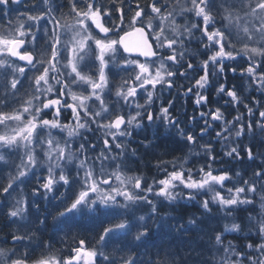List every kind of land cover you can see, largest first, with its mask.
Masks as SVG:
<instances>
[{
	"label": "snow or ice",
	"instance_id": "1",
	"mask_svg": "<svg viewBox=\"0 0 264 264\" xmlns=\"http://www.w3.org/2000/svg\"><path fill=\"white\" fill-rule=\"evenodd\" d=\"M124 2L109 0L111 5H120L113 8L99 4V0H68L69 13H62L58 18L55 13L63 5H57L56 0H31V7L26 11L20 8L29 0H0V12L5 16L13 11L11 5H16L18 12L15 19H8L5 30L0 31V80L7 82L0 87L4 97L0 99V165H7L12 153L19 154L15 171L0 176L3 185L0 203L14 198L17 190L22 192V185L34 180L37 188L33 190L31 207L41 213L34 221L40 232L46 229L48 218L47 207L41 210L35 199L41 195V190L45 201L51 193H57L51 198L58 201L53 218L59 230L71 227L69 222L77 214L83 217L101 213L106 217L102 223L107 224L99 235L98 247L88 248L85 240L80 239L68 256L49 250L33 258L41 247L38 238L33 239L37 232L19 230L28 222L30 206L22 196L15 198L7 215L18 228L11 234V245L0 246V264H143L134 253L139 247L149 245L152 233L148 221L157 223L161 233L165 227L157 203L150 197L163 198L160 206L165 207V201L168 204L178 199L191 201L200 193H211L210 200L201 202L205 213L211 211L210 201L218 203L227 215H232L240 206L250 205L255 211L259 204V214L250 215L247 225L242 227L233 220L224 225L223 232L214 235L211 264H264V160L249 179H243L237 171L236 183L227 187L225 181L232 177L228 171L214 174L212 165L216 157L212 147L202 145L210 161L206 167H200L194 174L191 167H185L187 158L179 165L175 161H158V170L168 163L172 170L163 168L166 175L145 186L142 176L126 173L122 157L127 148L120 139L131 136V129L141 126L138 118L142 116L140 110L144 109L149 123L162 120L166 127L176 128L182 140L195 146L197 137L185 132L171 116V101L168 106H161L155 118L147 110V106L154 103L157 86L171 89L175 83L172 77L177 73L187 78L189 70L203 72L186 90L195 97L194 103L200 108L208 104L204 90L209 84L210 69L212 76L224 74L226 69L236 74L239 57L247 65L240 68V77L247 80L250 88L264 94V0H150L146 7L135 0V8L129 5L134 13L130 19H126ZM113 13L119 15L113 18ZM48 25L53 27L49 29ZM62 29L70 34L68 40L62 41ZM94 30L102 37L94 35ZM41 32L48 38L49 49L38 57L37 46L41 39L38 33ZM109 33L118 34V38H111ZM193 40L200 46L198 52L207 58L198 69L189 60L184 71H180L185 57L190 56L188 49ZM89 41L95 45L97 63H85L92 53ZM92 68H96L95 73H91ZM111 68L127 74L116 87L115 109L110 100ZM25 81L31 93L19 107L6 110L9 99L19 97ZM74 86L83 91L73 90ZM141 90L144 104L137 100ZM217 91L231 98L228 103H242L235 88L226 89L220 84ZM252 103L255 107L243 104L247 123L239 111L232 120H226L219 108L200 111L205 125L200 130L201 137L212 127V122L219 121L221 130L216 132V137L228 142L224 155L242 161L239 138L250 134L254 139L255 129L264 136V105L255 99ZM132 107L135 113L129 111L126 116L123 109ZM68 109L71 120L62 123V110ZM257 111L258 118L253 120ZM49 115L51 119L46 118ZM93 124L104 133L103 150L94 158L88 156L84 143L75 151L72 147L74 138L82 135L81 130L92 131ZM54 129L66 132L67 139H58ZM233 136L237 143L229 147ZM113 145L120 150L116 154H113ZM90 147L95 150V144ZM38 150L43 153L46 173L39 171ZM243 151L248 161L256 160L251 147ZM73 164L75 177L70 167ZM61 187L63 192L59 191ZM177 188L187 189V194L176 191ZM221 189L226 190L227 195L222 194ZM143 205L149 206L148 216L136 217V211ZM188 223L193 225L197 221L192 218ZM225 233H243L249 242L243 247L232 241L226 244ZM33 243L37 247H32ZM43 248L50 249L51 245L45 243ZM109 248L111 253L107 251ZM149 264H161V261L157 259Z\"/></svg>",
	"mask_w": 264,
	"mask_h": 264
},
{
	"label": "trees",
	"instance_id": "2",
	"mask_svg": "<svg viewBox=\"0 0 264 264\" xmlns=\"http://www.w3.org/2000/svg\"><path fill=\"white\" fill-rule=\"evenodd\" d=\"M57 5H63L60 11L55 13L56 16H61V14H68L69 8L67 6L68 0H56ZM141 7H146L150 0H139ZM99 4L105 7H118L120 5H111L109 0H99ZM129 5L135 8V0H125L123 4V10L126 14V19H130L134 14L129 10ZM31 7V0L25 6H21L20 10L26 11ZM13 11L5 16L0 12V31L5 30L8 19L18 15L16 11L17 6L11 5ZM119 13H113V18L118 16ZM107 19V18H106ZM118 22V21H117ZM118 34L111 33V38L116 39ZM199 36V33H197ZM41 39L37 46V56L45 53L49 49L48 38L44 34L40 35ZM200 48L196 40L192 41L191 46L188 51L190 56L185 57L184 66L180 68V71H184L189 60L193 63L194 67L199 68L200 63L206 59V55L200 54L198 49ZM202 51V50H201ZM121 52V51H120ZM122 53V52H121ZM239 60V66L236 74H233L230 70L226 69L224 74L219 76H212L210 69L209 84L207 85V96L208 104L207 106H201L197 108L194 103L195 97L191 93H187V88L191 87L200 75L203 74L202 71H191L189 70V76L185 78L180 76L178 73L176 76L172 77L175 81L171 89L166 86H157V91L153 97L154 103L147 106V110L151 111L154 118L159 115L161 106H168L171 101V107L169 112L171 116L174 117L181 128L185 132H189L197 137L195 146L189 145L185 140H182L177 134V130L174 127H166L162 120H155L154 123H149L147 120V112L141 109L142 116L139 119L141 126L139 128L131 129V136L120 138L126 145L127 151L122 157L125 162V171L128 175L142 176L145 181L148 179L153 183L154 180L163 178L166 173L162 170L167 168L169 171L172 170L171 164H164L161 166V170L157 169L158 161H175L177 165L187 158V164L185 167H191L194 174L196 170L200 167L206 165L210 162L208 156L205 154L202 145L210 144L213 150V155L216 157V161L213 163L214 174L228 171L232 180L225 181L227 187H232L236 183L235 173L240 171L243 179H249L252 177L253 171L257 169V166L261 164L264 160V136H262L258 129H255V138L252 139L251 135H246L239 138L240 150L243 156L242 161L234 160L230 157L224 155L227 150L225 144L227 141L218 140L216 137V132L221 130V124L219 121L212 122V127L208 129L202 137L200 135V130L205 127L204 121L200 118V111L207 112L209 108L213 111L219 108L223 113L226 120H232L237 112L244 114V122H248L247 110L244 109L243 104L248 103L250 106L255 107L252 101L260 100L261 104L264 105V94L260 91L250 88L246 79H242L239 74L240 68L246 67V63L243 60ZM227 64L233 62L226 61ZM92 64V62H90ZM31 75V73H29ZM125 72H120L116 68H111V73L109 74V88L111 89L110 100L113 102L111 104L112 108H116L115 103L116 87L121 83V77L126 76ZM7 84L6 81L0 80V87ZM220 84H224L226 89L235 88L238 95L241 97L242 103L239 105H233L228 103L231 98L224 93H218L217 89ZM58 87V86H57ZM19 88V86H18ZM32 89L29 87L27 81H25L23 88H20L19 97L17 99H9L8 108L6 110H11L14 107H19L23 99L27 98L31 93ZM3 95L0 94V99H3ZM137 100L139 103L144 104V99H142L141 94L138 95ZM123 102H121L122 104ZM264 110V109H262ZM47 111V110H46ZM131 111L135 113V107L131 109L124 108L123 112L127 116L128 112ZM51 119V116L48 117ZM195 118V119H193ZM258 118L257 115L253 117V120ZM63 123H68L71 120V116L61 117ZM92 131L81 130L82 135L74 138L72 142L73 150H77L81 143L85 144L88 156L95 157L101 150H103V130L96 128V125H91ZM53 132L57 135L58 139L61 141L67 139L66 132H60L58 129H54ZM227 135V133H225ZM110 139V138H109ZM237 143L236 138L232 137V143L229 145L235 146ZM95 144V150H92L90 145ZM245 147H251L254 155H256L255 161H248L246 153L243 151ZM120 150L115 149L113 145V154L118 153ZM133 152L135 153L133 155ZM81 158H83L81 156ZM19 163V154L12 153L9 157L7 165H0V176H6L7 172L15 171V165ZM71 167L72 176L75 177V164ZM98 167V165H97ZM111 171V168L109 169ZM41 173H44L42 170ZM82 175V174H81ZM150 176V177H149ZM3 185L0 184V187ZM37 188L35 181L22 185V192L17 190L14 194V198H9L0 203V246L7 243L11 245V234L17 231L18 224H13L7 213L11 205L15 202V198H20L21 196L26 199L29 204V216L28 222L25 227L20 228L22 232L36 231L37 236L33 237L34 240L38 238L41 247L35 252L33 258L41 255L42 252L52 251L56 252L61 256H68L72 254L71 250L78 246V241L80 239L85 240L86 247H98L97 241L99 235L102 233L103 228L107 224H103L102 221L106 219L101 213H96L95 215L85 214L81 217L79 214L75 217L73 221H70L71 227L64 228L62 231L56 227V221L54 216L56 214L54 205L58 203L57 200H52V196L57 193L53 192L49 195L47 201L44 200L41 190V195L35 197L41 210L45 207L48 209V218L46 221V229L40 232L34 223L35 218L38 213L35 208L31 207L33 200V190ZM78 190V189H76ZM59 191L63 192L64 188H59ZM222 194L227 195L226 190L221 189ZM211 193H200L197 194L195 200H186L184 203L173 202L168 204L166 201L165 207L160 206V201L162 198L150 197L157 203L159 209V216L164 218L165 227L161 233L158 224L153 223V221H148L151 226V239L147 248L139 247L136 249L134 254L138 255L143 261V264H149L150 261H156L159 259L161 264H211L210 256L215 252L213 248L214 235L217 232H223L224 225L230 224L233 220L240 223L242 227L248 224V217L256 216L259 214V204L256 205V210H252V206H240L237 208L232 215H227L226 212L220 207L218 203H211V211L205 213L204 209L201 207V202L204 199L210 200ZM71 201H69L70 203ZM247 209V210H245ZM149 213V206L143 205L136 211V217L141 215L147 217ZM195 218L197 223L189 225V219ZM183 225L184 227H180ZM187 229V230H186ZM245 231L247 229L245 228ZM135 235V230H133V236ZM228 241L236 244L238 247H243L247 242H249L243 233H225ZM131 239V237H130ZM50 244V249L43 248V244ZM155 245L153 247L152 245ZM32 247H37L35 243ZM109 253L112 249L107 250Z\"/></svg>",
	"mask_w": 264,
	"mask_h": 264
},
{
	"label": "rangeland",
	"instance_id": "3",
	"mask_svg": "<svg viewBox=\"0 0 264 264\" xmlns=\"http://www.w3.org/2000/svg\"><path fill=\"white\" fill-rule=\"evenodd\" d=\"M182 2H183V0H182ZM65 15H67V14H65ZM58 18H61V16H57ZM69 19H71V16H69L68 17ZM61 22H63V20H61ZM219 21H218V25H219ZM49 29H51L53 26L52 25H48L47 26ZM41 34H43V32H41V33H38V35L40 36ZM169 34V36H171V33H168ZM94 35H96L98 38H99V36L97 35V34H95L94 33ZM61 36H62V41L63 40H68L69 39V37H70V34L69 33H67L65 30H61ZM113 38H115V37H113ZM89 45L91 46V48H92V53H90V55H89V57H87L86 58V61H85V63H87V64H90V62H92V63H97L96 61H95V55H94V52H95V45H94V43H92L91 41H89ZM48 50V49H47ZM17 63H23V62H20V61H17ZM110 67H111V65H110ZM91 73H95L96 72V68H92L91 70ZM84 87H87V86H84ZM73 90H75V91H83V89L82 88H77V87H75L74 86V89ZM142 92H143V90H141V96H142ZM85 94H87V93H85ZM143 99V98H142ZM122 102V101H121ZM63 111V114H62V118L63 117H70L71 116V110L70 109H68V110H62ZM62 121V120H61ZM70 121V120H69ZM64 121H62V123H63ZM58 138V137H57ZM38 153H39V156H40V161H41V167H40V169H39V171H43L44 173H46V166H44V163H43V153L42 152H39V150H38ZM165 176V175H164ZM163 176V177H164ZM150 177V176H149ZM197 178H199L198 176H197ZM116 182L113 180V184H115ZM151 183V180L150 179H148L147 181H145V186L146 185H148V184H150ZM105 188H107L108 186L107 185H105L104 186ZM183 191V193L186 195L187 194V189H182V188H177L176 189V191ZM119 199H121V198H118V200ZM163 199V198H162ZM187 199H178L176 202H178V203H184L185 201H186Z\"/></svg>",
	"mask_w": 264,
	"mask_h": 264
},
{
	"label": "flooded vegetation",
	"instance_id": "4",
	"mask_svg": "<svg viewBox=\"0 0 264 264\" xmlns=\"http://www.w3.org/2000/svg\"><path fill=\"white\" fill-rule=\"evenodd\" d=\"M95 33V32H94ZM96 34V33H95ZM204 94L207 95L208 92H207V89L204 90Z\"/></svg>",
	"mask_w": 264,
	"mask_h": 264
},
{
	"label": "water",
	"instance_id": "5",
	"mask_svg": "<svg viewBox=\"0 0 264 264\" xmlns=\"http://www.w3.org/2000/svg\"><path fill=\"white\" fill-rule=\"evenodd\" d=\"M96 32H98V30H95ZM99 33V32H98ZM101 36H102V34H101ZM123 51V50H122Z\"/></svg>",
	"mask_w": 264,
	"mask_h": 264
}]
</instances>
